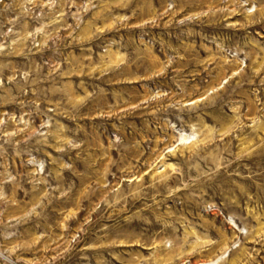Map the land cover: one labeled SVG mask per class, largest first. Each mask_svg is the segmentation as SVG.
Instances as JSON below:
<instances>
[{
	"label": "rangeland",
	"instance_id": "obj_1",
	"mask_svg": "<svg viewBox=\"0 0 264 264\" xmlns=\"http://www.w3.org/2000/svg\"><path fill=\"white\" fill-rule=\"evenodd\" d=\"M0 264H264V0H0Z\"/></svg>",
	"mask_w": 264,
	"mask_h": 264
},
{
	"label": "bare ground",
	"instance_id": "obj_2",
	"mask_svg": "<svg viewBox=\"0 0 264 264\" xmlns=\"http://www.w3.org/2000/svg\"><path fill=\"white\" fill-rule=\"evenodd\" d=\"M187 140L188 138H185V137L181 138V141H187Z\"/></svg>",
	"mask_w": 264,
	"mask_h": 264
}]
</instances>
